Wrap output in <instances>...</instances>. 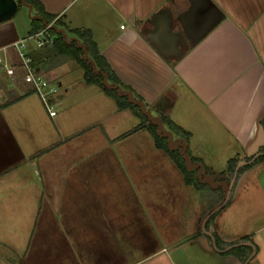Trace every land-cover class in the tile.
<instances>
[{"label": "crops", "instance_id": "1", "mask_svg": "<svg viewBox=\"0 0 264 264\" xmlns=\"http://www.w3.org/2000/svg\"><path fill=\"white\" fill-rule=\"evenodd\" d=\"M38 1L52 15L47 23L55 24L56 37L70 41L76 38L74 31L89 32L97 51L133 91L126 92L128 98L154 112L150 119L160 126V135H169L172 149L186 148L187 159L198 161L192 165L189 160L188 166L200 169V185L207 186L215 171H225L230 158L247 161L243 157L264 145V0ZM11 18L0 22V48L25 37ZM73 63L81 67L66 58L51 69L59 70L54 78L60 86L58 111L49 117L55 141L51 147L36 155L27 152L24 141L5 131L0 112V249L15 256L0 251V264H63L62 249L68 264H229L225 246L214 249L209 236L197 232L201 219L220 203L219 196L192 215L191 233L183 230L190 236L183 245L187 252L177 244H159L139 256H124L122 245L132 249L134 238L127 235L140 233L139 228L162 235L160 220L148 209L167 217L194 214L185 207L186 193L184 207L171 204V184L178 183L174 177L180 178L183 192L190 186L170 155L154 144L147 123L120 137L138 124L134 110L118 108L112 96L83 78L63 85L60 68ZM17 87L9 83L3 88L0 82V110L27 102V116L41 120L33 93ZM110 117L132 126L115 130V122L110 135L102 136V120ZM162 117L187 131V140L168 130ZM70 120L80 123L68 130ZM143 149L154 153L158 169L169 172L165 178L153 171L138 178L131 171ZM76 150L78 157L66 159ZM257 168L264 170V159ZM255 180L264 200V172ZM220 182L217 186L227 184ZM124 186L129 192L122 191ZM259 229L264 231V224ZM208 231L215 243L216 237L223 239L214 235L215 228ZM250 234L247 228L241 236ZM261 254L264 264V249Z\"/></svg>", "mask_w": 264, "mask_h": 264}, {"label": "rangeland", "instance_id": "2", "mask_svg": "<svg viewBox=\"0 0 264 264\" xmlns=\"http://www.w3.org/2000/svg\"><path fill=\"white\" fill-rule=\"evenodd\" d=\"M34 16H35L34 13L23 5H20L17 8L15 14L12 16V18L15 19L17 25L19 26V29L21 30L20 34L23 37L24 36L27 37L26 35H28L27 31L29 29V21H30V18L31 17L33 18ZM25 43L28 45L34 46V39L31 38V39L25 40ZM83 56L84 55L81 54V57L85 60ZM50 64L51 63H48V66H50ZM73 65L74 66L67 64L60 68L62 71H64L62 76L59 75L61 77V80L63 81V85L66 84V82L71 83V82L81 81L82 78L85 80L84 69L82 67L77 66V63L75 64L73 63ZM51 69L52 68L47 70L48 72L47 76L54 78V75H58L59 70L51 72ZM0 75H1L0 82L3 88H5L9 83H14L15 86H20V87L24 86L22 82L10 80L1 68H0ZM57 78L59 77L57 76ZM30 95L32 97V100L34 101L35 109L37 111L35 112V114H37L38 118L41 119L39 120L40 122L37 121L38 119L36 117H34V121H33L32 120L33 116L31 115L27 116L28 115L27 102L8 107L3 111L0 110V112L6 120L4 124V126L6 127L5 131L6 130L10 131L16 139L18 140L21 139L22 142L24 141L25 145L24 144L22 145L24 149H26L27 152L32 151L36 155V154H40V152L44 150L43 148L51 147L52 143H55V141H52V139H54L52 137L54 136H51L52 135L51 134V127H52L51 124L52 123L50 121L49 116L47 115L37 95L35 93L30 94ZM36 98L38 99L37 101H36ZM55 107H56V110L58 111L56 104H55ZM135 109H136L135 110L136 114L137 112L139 113V119L137 121L138 123H140L141 120L144 121L145 123L152 122L150 117L152 113L154 114V112L151 111L148 106H145V108H143L141 105H139L138 108H135ZM131 111L133 110L131 109ZM123 113L128 114L129 117H132L131 119H134L133 116H131L130 112H123ZM1 121L2 120L0 119V123ZM115 122H117L116 124H118V126L115 127V130H122V128H124L123 130H126L125 126L127 127L129 126L128 128L132 126L130 125L132 123H129L128 121H125V123L121 122L119 117L117 121L115 118L110 117L106 120H102V136L103 134L105 136L104 132H107V134L110 133L111 131L110 127ZM133 122H135V120ZM77 123L79 124L80 122L79 121L73 122L72 120H70L69 124L66 123L67 126H65V128L69 130L72 126L75 127ZM132 128L133 127H131L130 129ZM157 129L159 130L160 126L157 125ZM165 129L167 130L166 127L164 128V130ZM98 132L99 131L96 130L97 137H98L97 135ZM156 133L159 134L158 131ZM164 134H165V131H164ZM89 140L90 142H93L94 137L90 138ZM153 141H154V138H153ZM168 141H170L169 135L167 136V144H168ZM127 144L130 145L129 142ZM70 148H73L74 150L77 149V147H73V146H71ZM180 149L181 148H177L176 151L178 153H181ZM79 153L80 152L77 150L72 151L69 155H67L66 159H72L71 157H73L74 154H76V157H78ZM153 157H154V153L148 151L147 149H143V151L138 154V157L134 161L135 166L131 167L133 169V170L131 169V171L134 172L136 177L143 178L144 177L143 175H146V172L150 173L151 171H153L154 173H157L158 175H161L165 178V173H169V172L163 169H158L157 164L155 165V160L153 159ZM184 159H185L184 162H185L186 167H189L188 166L189 160L187 159L186 156H184ZM262 160L263 158H260L258 156L256 157V160L254 162L252 163L249 162V164H244L237 170L235 179L229 190V195H228V199L226 203L223 206H221L217 211L212 213L208 217L204 225L205 230L208 231L210 230V228H215L216 234L214 235L222 234L224 240L225 239L231 240L229 244H226L223 241V239H218L216 237L217 243H215V247L212 245L214 249H219V247H224V246H225L224 247L225 249L231 246L229 249L225 251L226 254L224 256L227 259L229 264H243L246 260H247L246 264H263V259L261 257L262 256L261 250L264 249V231H261L259 227L264 224V200L255 182L256 181L255 179L256 177L259 176V173L264 172L263 169L257 168L258 163ZM141 163H144V166L139 165ZM237 165L238 163L233 167V169L228 170L227 172L226 171H222V172L215 171L213 175H211L212 176L211 179L214 182H211L209 180L207 186H203L200 184H188L187 182H185L190 187L186 188L184 192H183V187L181 186V182L179 181L180 178L178 177L176 179V177L173 176L174 179L178 181V183L175 184L174 182H172L171 184V188H170L171 190L170 193L172 194L171 197H174L175 199V201L171 202V204H174L176 202L177 203L176 207H180V209L181 207H184V203H183L184 199L182 195L186 193L185 195H188V198H187V202L185 203V207L187 206L188 208H191L192 209L191 211L194 214H189V216L185 215L182 217H170V216L167 217L168 215L162 214V213L159 216L160 212L156 210L155 208L153 210L148 209L152 212V217L155 218L156 222L157 221L159 222L160 220L159 226L163 227L162 235H159L157 232H151L149 227H143V225H141L143 228H139L140 233L133 234V235H127V237H131V238L134 237V238H133V243L131 246L132 249L129 248L128 250H126L125 249L126 245L125 244L122 245V247H124L123 249V252L125 254L124 256L126 255L127 256L132 255L134 257L139 256L141 254H144V253H147L153 250V247H156L159 244H163L165 246L168 245L169 247H173V245H170V244H177L175 246L185 245L186 242L189 241L190 236L188 235V233H185L183 230H186L189 233L192 232V231H189L192 228V225L190 223L192 221V215H195L196 213H198L199 208L205 209L206 207H208L212 203V201L218 196L219 198L222 197L221 201L223 200V197L225 194V190L223 189L224 186H217L218 185L217 183H222L220 181H225L229 183L233 176L235 167ZM199 173H201L200 169H196V171L191 173V176L193 177L195 176L198 179H200ZM204 176H206V171H203V177ZM182 178L184 180L183 174H182ZM122 191L129 192V189L127 188V186H124ZM159 192L157 190L154 191L156 195L162 194L161 191ZM175 194H178V196H174ZM217 205H215L214 207H216ZM142 207H145V206H142ZM151 212L149 213L151 214ZM209 212L206 215H208ZM206 215L201 219V222L206 217ZM242 221H245V224H242ZM201 222H200V226L197 232H199L202 236H205V234L201 232ZM247 228L251 231V234L245 237H242L241 236L242 232L247 231ZM248 240H250L251 242ZM244 242H250L254 247V252L258 250L257 253H254V255H251L252 248L250 246L242 244ZM235 244H237V246H232ZM183 247L182 248L185 250V252H187L188 251L187 246H183ZM62 250L64 254L61 253L62 251L60 252L61 253V255H59L60 263L62 262L63 264H68L67 262L65 263L63 262L66 260L65 258H67L65 255L67 254V251L65 249H62ZM0 251L13 258L15 257L11 251H5L2 249H0ZM177 253H182V252L179 249Z\"/></svg>", "mask_w": 264, "mask_h": 264}, {"label": "trees", "instance_id": "3", "mask_svg": "<svg viewBox=\"0 0 264 264\" xmlns=\"http://www.w3.org/2000/svg\"><path fill=\"white\" fill-rule=\"evenodd\" d=\"M17 8L21 4L27 5L34 13V17H31V31L38 30L45 23H47L52 15L45 12L41 3L38 0H16ZM17 10V9H16ZM16 12V11H15ZM15 14V13H14ZM43 21V22H42ZM76 34V38L82 40V44L78 43V40L74 37L70 41H66L63 36H58L54 39L52 43V47L44 46L42 48H38L32 53L33 62L36 66L41 69L48 70L53 68V63L64 60L66 58H72L76 60L80 66L84 69V78L87 82L95 83L100 86L108 95L112 96L115 99L116 105L118 108H130L132 110H136L138 105L136 102H133L132 99H129L126 95V92H130L132 95L134 94L131 88L124 84L120 79L115 75L110 65L106 61V59L97 51L94 42L90 39V35L88 31L78 32L74 31ZM83 54L85 60L81 57ZM16 62V61H15ZM48 63H51L48 66ZM122 88L123 91H118V89ZM136 113V112H135ZM139 115V113H137ZM162 123L164 122L173 134L182 138V142H185L189 136V133L173 123L166 117H162ZM262 125L264 126V118L261 120ZM146 124L144 121H140L136 126L128 131L122 133L120 137L127 135L134 130L144 126ZM155 124L152 122L147 123V129L150 131L154 138L155 145L162 148L166 151L180 172L184 176L185 182L188 184H200L199 179L197 177L191 176V173L196 171L195 169H189L185 165L184 156L188 155L186 148L183 149V153H178L176 149H172L167 144V135H160L156 133ZM182 146V144H181ZM254 155L253 162L256 160V157H260L264 159V145L260 148L258 153L245 157L243 160H250ZM183 156V157H182ZM190 162L193 164L198 162L196 159L189 157ZM236 158H230L227 162L226 172L228 170L233 169V167L237 164ZM249 164V163H247Z\"/></svg>", "mask_w": 264, "mask_h": 264}, {"label": "built area", "instance_id": "4", "mask_svg": "<svg viewBox=\"0 0 264 264\" xmlns=\"http://www.w3.org/2000/svg\"><path fill=\"white\" fill-rule=\"evenodd\" d=\"M56 30L55 24L45 23L38 31L0 48V68L10 80L22 82L26 92L37 95L49 117L57 113L55 104L60 86L55 78L48 77L34 64L32 53L35 49L51 45L56 38ZM31 38L34 46L25 43Z\"/></svg>", "mask_w": 264, "mask_h": 264}, {"label": "water", "instance_id": "5", "mask_svg": "<svg viewBox=\"0 0 264 264\" xmlns=\"http://www.w3.org/2000/svg\"><path fill=\"white\" fill-rule=\"evenodd\" d=\"M17 5H18V4H17V1H16V0H0V22H2V21H6V20L10 19V18L14 15V13H15V11H16V9H17ZM49 47H50V45H49ZM180 152L183 153L182 150H181ZM255 156H256V155H254V156H253L250 160H248V161H242V162L238 163V165L235 167V170H234V173H233V176H232L230 182L227 183V184H223V186H224V190H225V194H224L223 200H222V201H221L216 207H214V208L209 212V214L206 215V217H205V218L202 220V222H201V232L204 233V234H206V235H208V236L210 237L211 242H212V245H213L214 247H215V240H214V237L212 236V234H211L210 232H208L207 230H205V228H204L205 222H206V220L208 219V217H209L212 213H214L215 211H217L221 206H223V205L226 203V201H227V199H228V195H229V190H230V188H231V186H232V184H233V181H234V179H235V176H236V172H237V170H238L242 165L251 162V161L254 159ZM188 163H189V161H188ZM199 177H200V173H199ZM209 180L211 181V179H209ZM242 244H245V245H247V246H250V247L252 248V253H251V255H253V253H254V247H253V245H252L250 242H244V243H242ZM232 246H237V244L232 245ZM230 247H231V246H229V247H227L226 249H223V250H227V249H229ZM246 263H247V260H246L243 264H246Z\"/></svg>", "mask_w": 264, "mask_h": 264}]
</instances>
